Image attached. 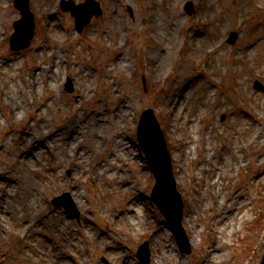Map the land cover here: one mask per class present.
<instances>
[{
	"label": "rangeland",
	"instance_id": "1",
	"mask_svg": "<svg viewBox=\"0 0 264 264\" xmlns=\"http://www.w3.org/2000/svg\"><path fill=\"white\" fill-rule=\"evenodd\" d=\"M37 1L38 6H36V13L33 17L36 23L42 22V31L39 30L38 37H36L37 40L32 43L29 50L19 54L20 57L16 61V55H11L8 51V40L6 42L0 41V79H2V81L4 82L3 85L5 89L7 88V86L9 87V93H11L14 87H18V89H21V87L27 88L28 76L31 73H35V71L38 70L37 68L45 67L47 70V75L43 74L42 70L38 71L36 74H40L41 78L39 82L37 80L36 82L38 84L40 83V85L44 89V92H46V89L43 84H45L46 79H48L52 89L54 85L53 90L55 93L51 94L50 96V98L54 99L52 102V107L47 110V113H45V115H47V118H49V120L51 121V126L53 130H60L63 128V125L61 123L63 122V120L65 121V119H68L70 117V113L72 111L71 108L74 104L71 97L69 96L70 94L64 91V82L66 78H70L72 80L74 88L79 91L78 93H80L79 101L77 102L78 106L80 107V110L85 109L89 114L94 110L101 109H97L95 107L96 104L106 107L105 109L107 110H115L116 108V110H121L126 114L127 110L129 109L132 113V118L135 112H133L134 109L130 106L131 102L132 104H134L132 105L133 107L142 105L146 108H154L157 111L161 109L159 106V101L162 100V96L164 95L161 94L162 92L160 91V87L153 85L152 81L147 78V73L150 69V62L147 60L149 56L145 57V50L148 44L146 43L147 40L145 39L146 25L144 24V21L148 19V14L151 13V11H147L146 8L148 6H146V4L144 5L143 0H117V4H103L102 7L106 16V23L101 24V22L97 21L96 24V22L92 20V30L90 36H92L93 38L90 37L91 40L89 44L85 43V41L77 40L75 46L71 41L75 37L76 31H74L73 29V23L67 21L69 15H64L58 10L59 4L49 5L41 3L46 2V0ZM256 1V4L259 3L264 6V0ZM187 2L194 3L195 9H199L195 17L188 16L183 10L185 9ZM209 2L210 3L207 4L206 8H204L203 4L205 3V1L203 0H159L158 10L153 12V16H155V18L159 20V23L156 25V29L158 30V32L164 33L165 28V31H167V34L169 36L168 40L174 41V46L171 47V51L168 54L166 53V55H163L162 61L160 62L164 66V72H162L161 74H165L166 70L170 68V62L173 58H178L180 60L183 59L182 51L184 37L189 36L190 32L192 34H196L197 27L200 25V22L202 21L201 18L203 16L208 14L207 19L210 20L212 25L206 29V34L204 36H197L198 46L197 50H195L196 52L192 53V56L196 57L199 60H205V58H207L204 55V51L202 50L206 44V47L210 48L217 46L220 38H223L225 36V31L227 29H229L227 35H230L233 28H236V22H239L241 19H245L247 14L254 10L251 0H210ZM12 3L13 0H0V40L6 37V35H8L12 31V23L20 19L19 13L14 8ZM128 10L132 12V18L129 15ZM42 11H47V14H52L51 16L53 19L51 20V22L42 19ZM114 12L116 14H114ZM263 14L264 13L256 12V14L252 16L253 22L247 24L249 27L257 22V27L254 30L247 33V28L240 27L239 31L241 32L242 36L239 37L236 42H234L235 44H233L232 46H228V44L224 45L223 48L218 49V51L216 52V54H214L213 57V59L216 60V63H218V54L224 57V61H228L230 52H236V54L240 53L238 57L239 59H241V63L239 62V67L235 69L237 71L235 75L237 82L236 89L233 90V96H236V100H234V106L227 111L234 112V114L232 115V122H234V124L238 127V129L236 130V128L232 129V127L228 126L229 133L232 136H235L237 132L242 134V136H245L249 135L254 130H259L258 126L256 125L257 123L254 122V124L253 122H250V120L247 118V114L245 111L246 108L244 105V100L246 101V98L247 101H251L252 106L255 107V110L253 112L254 115H261L263 113L261 116L264 118V88L263 91L258 92L256 88L252 85L253 83L251 82V76L249 75V73L251 74V70L250 68L242 64V59L245 57L246 54L241 53L243 51H240L241 47H244L245 50L247 49L245 46L251 42L252 38L257 39L259 42L255 47H252L249 50L250 58L247 59L248 64L250 66L256 67L258 71L263 72L264 74ZM113 15H117V18L115 20H112ZM57 19H62L64 21L69 33L68 35L63 34L58 30L56 22ZM93 24H96L95 27H93ZM147 27L149 28L150 25H148ZM55 30L57 31V33H54ZM117 36L120 37V41L118 44H123V41L126 40L128 37V42L126 43L125 48L122 49V54H120L118 48L113 45V43L116 42L115 37ZM46 37L50 38L51 42L47 44L48 47H43L45 52L44 50H40L39 52L35 53V49L33 47H35L36 42L43 41ZM102 37H104L103 41L101 40ZM111 42L113 43L111 44ZM108 47L109 49L106 51L105 48ZM47 48H51L52 50L50 52H47ZM52 52L55 53L57 60L50 62L47 57ZM118 56H121L120 62H117ZM216 63H212L211 61H209L211 67L213 66L215 68H219V66H215ZM107 66L108 68H106ZM187 66L188 71L186 70L185 72L182 71L181 67V70L179 71L181 77H192L193 73L199 71L197 66H191L189 64H187ZM216 70L217 69L214 70L215 73H217ZM221 70L223 71V69ZM86 71L92 74L91 79L88 81H86L84 77ZM55 73L56 76L53 77L54 79L50 80L51 74ZM224 75H226V72H223L222 76L215 74L214 78L217 81H220V79H222ZM226 80L227 83L223 81L222 85H230L229 89L231 90V84H234L235 82L229 80L228 74ZM202 83L203 81L201 80L191 87L189 94L186 97L187 102L199 104L195 100L199 97L201 100V97L205 92L210 96L211 90H203L204 84ZM96 86L99 87V92L95 97L93 91ZM150 94H159L161 95V97L151 100ZM47 95L48 93H42L39 99ZM141 98L144 99L143 103L140 100ZM109 100L110 103L108 104L107 102ZM34 101L37 100H33V102H30V100L27 99L26 109L23 110V112L19 111V116L22 117L23 120L24 118L29 117L31 115V110L34 108L35 105ZM200 107L201 112L199 111L198 115L199 121L201 116L203 115V112L207 110L206 106L202 107V105H200ZM7 111V108L4 107V103L0 104V144L4 142L3 144L5 145L3 148H0V167L3 168V170H1L0 172H4V175L6 176L4 180L0 178V181L4 184V182L7 181L8 177H12V181L7 184L9 186H6V188H9L11 186L10 184H12L14 179L18 178V175L15 174L13 176V174H11L12 172L14 173L15 168L13 166V163L15 160H19V155H24L25 150H19L18 145L16 143L17 139L21 135L20 130L23 131V122L20 124L19 127H14L10 123V113ZM238 112L240 116H238ZM190 113H195L194 108L190 107ZM159 115H157V117L159 122L162 124V122H165V119L161 114ZM125 120L126 121L121 123V126H119L120 129H123V132H127L126 128H129L128 126H135L133 120H128V117L125 118ZM198 126L199 125L197 124V127ZM198 131L199 136L205 132V137L208 142L207 144H209L211 149L216 152L218 140H216V138L211 133L210 127L201 125L199 126ZM119 132L120 131L116 133L118 134ZM9 134H12L10 136L11 139L9 141H6ZM163 134L164 139L165 137L167 139L165 141V146L169 150V155H171L169 158L172 166L173 163H176L175 157L180 155V152L177 153V151L174 150V148L178 147V143H171L170 145V137H167L165 131L163 132ZM126 135L132 141L135 140L133 134L131 136L128 134ZM196 136L198 135L196 134ZM251 136L252 146H250V148L246 151V156L248 157L249 163L251 164L250 167L246 163L247 159L244 161L246 163V168L244 170H238L235 167L234 163H230L232 165V170L230 172L224 173L221 177H219L217 184L220 187V195L224 196L226 194L225 188H227L228 185L229 192L238 191L232 202L239 200V202H241L243 205L241 211L237 212V216L235 218V221L233 222V227L235 225L238 226V236L235 234L233 235V233H230V235L227 233L228 230L231 231L232 226L230 225H232V223H228L227 226H225L228 228L227 230H223L220 236L222 238V241L231 240L232 242L236 243V246L232 248V250H234V252L236 253L234 264H264V235H261L262 232H264V147H262V140L259 139L256 134L254 135L253 133L251 134ZM11 145H14L17 148V151L12 150ZM196 147L197 153L192 155L191 160L190 158H184L185 160L182 166L187 174L188 171L190 173V168L193 163H195V161H198V163H200V161H203V159L201 158L202 155H200L202 152L201 150H199V144L196 145ZM81 148L84 149L85 147L82 146ZM129 148L132 150L133 153H135V146H130ZM110 153L111 152L109 151L108 145H105L103 150L100 151L99 157L101 159H104ZM89 157L93 158L94 155L91 153ZM180 158L183 157L180 156ZM96 159L97 157L95 156L94 159H92L93 162H96ZM112 161L118 166V164L114 161L113 158ZM179 164L180 163H178V167L177 164L175 166H172V172L173 174L175 172V176L173 177H175L176 179V187L178 191L181 194L183 193V195H185L186 193H189L192 190L190 187L191 185L189 182V178L186 180V182H183L182 185L179 184L181 179H186L187 177L185 176L186 174H184V176L180 175L179 171L181 170V166ZM255 164H259L261 167L256 168ZM39 166L40 165H34L33 170L40 169L43 172H47V168L48 171L54 168V165L52 163H48L47 168L45 166ZM65 167L62 170L60 167V169H58L57 171L59 172V176L60 174L62 176L60 185L56 186L57 188L53 187V190H50V192L47 193L43 199H40L42 206L46 208V211L41 215V217L44 214L52 213L55 208H53V206L49 203H51L53 197H59L63 195L65 186L68 185L67 182L71 179V176H68V173H70L71 171H67ZM90 168L91 170L94 169L91 164ZM122 168L120 169H124L125 178L129 182L128 185H125V187L128 186L130 188L129 199L135 197L137 199H140V202L138 204L134 201V205L131 206L129 210H126L127 218H124V220H122L123 224L121 225H124L125 228L129 229L130 225H132V222L137 221V218L135 217L139 215V217H141L140 220L142 222L138 224V226H142V224L144 223L145 230L147 232L141 233L143 234V236L140 238L136 236L134 240H128L125 244L118 243L117 247L114 246L113 242L114 249H112L111 252L114 253L115 249L120 247L122 250L126 251V254H124L125 257L122 256L121 258L114 260V257L109 256L110 248L106 249V251L104 252L94 251L93 249H95V242L97 241V238L99 236L103 239L104 234H107L108 232L114 233L111 235L110 239H112V241H117L118 235H125H123L119 231H110L109 226H107L106 220L101 221L100 218L95 215V213L93 212L95 210L92 207L93 204L91 205L90 202L91 199L89 193V186L86 184V186H84L85 189L81 191L84 194L82 205H84V207L86 206L85 208L88 209L86 210L87 216H85V218L83 219L84 221L80 217L78 218V220H76L75 218H71L66 212H64L63 209H55L56 213L59 214V218L62 217V220L68 222V224L70 225V234L73 235L75 242H78L76 243L78 244V246L74 248L70 247L69 250L72 253L77 254V252L75 251L78 248H81L85 252L84 254L82 253L80 256L78 255L76 260H71L69 256L65 254L66 256L63 258L66 261L63 264H77L79 260L84 257H86L85 264H125L124 261L126 258H135L134 251H136L137 246L139 244H142L144 241H147L149 246V264H156L157 261L160 262L163 256L167 255L168 253H171L173 255L174 263L179 260H182L183 264H199L203 251L207 249L206 243L210 241V239L207 238L208 236L205 237L206 234H204V229L206 227L207 230L210 227L212 228L215 220L217 219V216L214 217L213 221H207L208 217L206 216L205 221L199 222L200 227L196 231H189L187 228H185V223L182 219V226L186 233L187 239L189 240L192 246V251L190 255L187 256V258H181L178 254V251L176 250V243L171 232L166 228V225L163 222V218L158 213L154 204L150 202V199H148L152 189V184H154V179L151 177V174L149 173L147 168H145L144 160L140 157V159L138 160V166L132 167L129 164H126V166L123 169ZM0 174L2 176L3 173ZM25 174L26 178L23 183L27 187L33 188L38 183L37 179L42 178L33 173H31V176H33L34 178L29 177L28 173ZM121 175L124 177L123 174ZM199 176H202L203 181H206L210 178L209 174L206 171L199 172ZM27 179L29 180V182L26 184ZM149 181L150 184L148 187V192H146L145 194H140L138 190L142 191V183H146ZM101 184H105L102 186L101 191H103L104 193H109L111 189L110 183L105 181L101 182ZM199 185L203 186L201 181H199V183L197 184H194V186L198 188L200 187ZM61 186H63V188L58 189V187ZM231 196L232 195H230V197ZM203 199L205 202L204 197L194 198L192 200V204H194L195 206V204L197 205V203L200 200L203 201ZM106 200V198H103V201ZM211 200L212 197L210 196L208 198V201L211 202ZM260 200L261 202H259ZM251 201L252 204H254V206L256 207L255 211L263 209L260 210V217L257 216L258 214H256V212H252L249 209V203ZM102 206H108L107 210L104 211L107 213V217H111L112 210L114 209V207L111 208L110 205H108L107 203L106 205L102 204ZM119 208H121V206H119ZM198 210L200 211V218L204 215V213L202 212L203 210ZM243 212H245L246 214V220L241 221L238 218ZM261 217L262 222H260L259 220ZM5 219L6 220L4 221V224L2 226L3 228L0 230V264L59 263L58 256L60 254H58V256H55V261L53 262L52 257L50 256L51 252H46V250L53 249V246L58 248L60 245H63L65 237L62 236V238L61 236H57L60 234H53L52 232L44 229L38 230L36 231V233L30 234L28 236L29 243L35 246V250H33L32 246H30L28 243L27 245H25L24 242H22L17 237H14L13 235L16 230L20 228L19 225L21 224L8 219L7 215H5ZM146 222H148L149 227ZM80 228L84 230L80 232L79 236L75 233H77ZM199 229L201 230L198 232ZM155 232H160L162 234V240H166V243L168 242V245L166 246V250L168 253L164 254V252H162L161 257L157 256L158 251H160L162 247L160 246V244L154 243ZM86 233L91 235L90 241L92 242V246L90 247L82 241V238L86 235ZM110 239H108L109 241L107 242L108 246L112 245ZM196 240L202 243L199 248H197L198 245L197 247L194 245V241ZM18 251H20L21 253H19ZM39 252H46V255L40 256ZM156 257L159 258L157 261H155ZM109 260H111V262H109ZM174 263L172 262L171 264Z\"/></svg>",
	"mask_w": 264,
	"mask_h": 264
},
{
	"label": "bare ground",
	"instance_id": "2",
	"mask_svg": "<svg viewBox=\"0 0 264 264\" xmlns=\"http://www.w3.org/2000/svg\"><path fill=\"white\" fill-rule=\"evenodd\" d=\"M116 18L117 16L114 15L113 20H115ZM152 29L154 32L158 31L155 25L152 27ZM166 42L167 47H169L168 52H170L171 47L174 46V41L168 40ZM219 55L220 54H218V58ZM118 61H120V59H117V62ZM41 69L43 71V74L47 75L46 68L43 67ZM55 76L56 73L51 74L50 80L54 79L53 77ZM90 76L91 74H86L84 76L85 80H90ZM40 78V74L31 73L27 79V88L21 87V89H18V87H14L11 93H9V88L5 90V93L3 95V102H5V105L7 107H10L12 109V113L10 115V123L13 126H18L23 122V118L19 116V111L23 112V110L26 109V100L29 99L30 102H33L34 99H39V97L43 93L44 89L42 88L40 83L38 84L36 82V80L39 82ZM203 79L204 77L201 75L197 77V80L199 81ZM49 88L51 89L52 87L50 86ZM50 89L46 90L48 94L51 92ZM186 90L187 89L185 84L182 90H178L175 88L170 89V91L175 95L176 98V100H174L172 103L173 107L179 106V104H177L176 102L177 100H184V92ZM53 100L54 99L50 98L51 103H49L46 109L35 112V121L33 117L23 122V130H25L26 132H23L21 134L16 143L19 150H22L26 146L28 151L26 152V156L20 157L19 160H15L13 163L16 166L14 169V174L20 172L18 173L20 178L15 179L12 184H10L11 186L9 188H6V186H9L7 184L12 181V177H8L7 181L4 182V184L0 183V226H3L4 218L2 217V214H5L7 215L8 219L21 224L19 225L20 228L16 230L17 235L24 232L25 230V234L27 235L30 234V232L33 233L38 229L50 230L57 229L58 227L63 229L56 213H52V215L47 216L45 218V223L41 221L38 215L41 213L42 207L40 199L43 198V193H45L46 188L53 189V187L60 185V176L59 172L57 171L62 165L64 167V163L69 165L75 174V181H73V184L77 185L80 189L77 191L72 190L70 192L75 203L78 205L82 212H85V207L84 205H82L84 194L83 192H81L82 179L79 177L80 175H85L96 183H101L104 180H109L111 183L112 180H116V184L119 185L120 179L123 178L120 173H118L117 175V171L120 169V165L117 166L110 159H108L107 162L104 159L106 157L108 158V156H113L115 162L121 160L122 166L126 164L134 166L138 165L136 157L137 155H139V152L135 150V153H133L129 148V144H132V142L127 141L126 138L122 139L119 133H116L123 130L120 129L119 126H121V123L126 121L125 118L128 117V120H135V118H132V113L129 109L127 110L126 114L121 110L108 111L105 110L103 106L96 104L95 107L97 109H101L93 111L89 114L85 109L79 110L77 112L78 106L76 105L75 108H73L74 110L71 111L70 117L68 119H65V121L63 120V122L61 123L64 128L63 131H60L52 129L51 121L49 120V118H47V115H45V113H47V110L52 107ZM107 103L109 104L110 100ZM182 119L183 121L190 123L189 114H183ZM36 122H39V125H36ZM138 128L140 131L143 129V124L141 122L139 123ZM65 136H67L69 139L65 140ZM10 139L11 138L8 137L6 141H9ZM192 141L193 139H191L189 142L192 143ZM202 143L203 141L201 135L199 139L193 142L192 145L196 146L197 144ZM82 145L86 148V150H79L80 146ZM105 145H108L109 151L111 153L106 156L101 163L94 164L92 166L94 169L91 170V160H89L88 158V153H91L92 151L93 153L98 154L103 150ZM41 147L45 148L46 152L42 151L40 149ZM205 148L206 152L203 156V159H205L204 164L209 165L211 169L202 167V165L197 168L194 167L192 170L193 183L197 184L199 183V181L203 180L202 176H199V172L206 171L209 174L210 178L202 183L203 186L199 185L204 188V191H206L205 196L211 195L213 197L212 201L208 204L206 203L205 206H211L213 208L214 203L217 202L216 208L223 211L220 217H218L219 222L217 221L220 225V230H227L228 227L225 226H227L228 223H232V225H230L232 226V229L231 231L228 230L227 233L229 235L230 233H237L238 226L235 225L233 227V222L235 221L237 212H240L241 208H243L242 203L238 200L232 202V197L228 201L223 198L218 201V198L215 197L220 191V188L217 185V180L221 176L218 174H220L222 170L230 169L232 167V165L230 164V153L228 151L216 153L208 145H206ZM11 149L17 151V148L14 145H11ZM178 149L180 150V155L175 157V162H180V164L184 163V158H190L191 155L197 151L196 148H191L187 144L181 146V148ZM180 156H182L183 158H180ZM43 163L46 166H48V163H52L54 165V168L49 171L51 175H49L48 172L46 173V175L41 174L40 176L43 177L41 179H37L38 183L33 188L25 186L23 183L25 180L24 177L26 176L25 173H28L29 177L34 178L30 173H38L40 171L32 170L33 165L38 166L43 165ZM1 170H3L2 167H0V171ZM46 176H49L48 181L51 182H48L46 180ZM28 182L29 180L27 179L26 184ZM122 189H125L123 191L124 193L130 191L128 187ZM196 190L199 191L198 189ZM116 196V205L119 206V203L123 201L121 190L116 194ZM135 201L139 203L140 199H136ZM122 207L124 210H127L130 205L123 204ZM50 218H54L55 222H57V225H53V223L50 222ZM185 218L188 228L196 231L199 217H196V215L193 214H187ZM137 219H139V217ZM238 219H240L241 221L246 220L245 212H243ZM211 230H215L214 226H212ZM63 232L67 235V239L64 245L67 248H70L71 243L74 241V237L70 234V232H65L64 229ZM217 234L220 235L221 232L218 230ZM161 237L162 234L160 232H155L154 241L160 244V246L163 248V251H165L167 249L164 245L166 240H162ZM222 245L223 243L221 239L218 238V241L214 242L211 247H209V253L215 250H221L218 247H221ZM63 249L64 246H62L60 250L58 248L56 250H52V258H55L56 255L58 256V254L61 255V250ZM60 255L58 257H60ZM221 257L222 254L220 255V257H218V254L212 253L211 258H209L211 261L215 262L218 260V258L219 260H221ZM165 258L167 261H163V259L161 261L163 264H168L170 258L168 256H165ZM53 260L55 261V259Z\"/></svg>",
	"mask_w": 264,
	"mask_h": 264
}]
</instances>
